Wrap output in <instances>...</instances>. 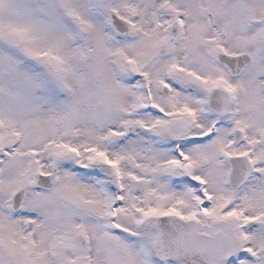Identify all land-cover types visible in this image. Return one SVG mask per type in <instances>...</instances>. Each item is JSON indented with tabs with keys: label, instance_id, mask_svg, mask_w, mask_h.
Segmentation results:
<instances>
[{
	"label": "snow or ice",
	"instance_id": "obj_1",
	"mask_svg": "<svg viewBox=\"0 0 264 264\" xmlns=\"http://www.w3.org/2000/svg\"><path fill=\"white\" fill-rule=\"evenodd\" d=\"M0 264H264V0H0Z\"/></svg>",
	"mask_w": 264,
	"mask_h": 264
}]
</instances>
